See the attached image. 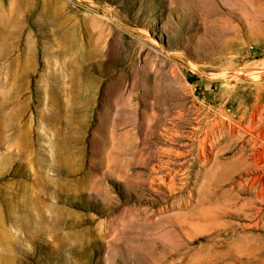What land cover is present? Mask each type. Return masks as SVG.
Returning <instances> with one entry per match:
<instances>
[{
  "label": "rangeland",
  "instance_id": "rangeland-1",
  "mask_svg": "<svg viewBox=\"0 0 264 264\" xmlns=\"http://www.w3.org/2000/svg\"><path fill=\"white\" fill-rule=\"evenodd\" d=\"M0 264H264V0H0Z\"/></svg>",
  "mask_w": 264,
  "mask_h": 264
},
{
  "label": "bare ground",
  "instance_id": "bare-ground-1",
  "mask_svg": "<svg viewBox=\"0 0 264 264\" xmlns=\"http://www.w3.org/2000/svg\"><path fill=\"white\" fill-rule=\"evenodd\" d=\"M234 76H231V79H233ZM216 78V77H215ZM230 128V127H229Z\"/></svg>",
  "mask_w": 264,
  "mask_h": 264
}]
</instances>
